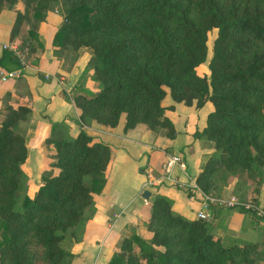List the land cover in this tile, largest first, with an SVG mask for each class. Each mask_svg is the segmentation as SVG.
I'll return each mask as SVG.
<instances>
[{
    "label": "trees",
    "instance_id": "1",
    "mask_svg": "<svg viewBox=\"0 0 264 264\" xmlns=\"http://www.w3.org/2000/svg\"><path fill=\"white\" fill-rule=\"evenodd\" d=\"M20 1L25 10L17 13L13 42L39 40L27 27L62 8L57 52L91 50L87 68L99 89L81 81L72 95L82 125L116 128L125 115V132L144 123L174 139L166 96L197 108L211 102L214 110L194 136L215 142L220 153L206 162L196 187H185L189 195L204 201L221 190L215 183L221 168L240 175L264 168V0H0V14ZM205 64L209 72L201 74ZM31 112L28 104H9L0 127V264H72L78 228L96 214L95 197L108 183L114 153L84 130L76 137L51 135L45 143L58 172H45L30 197L21 128ZM209 207L214 212L216 204ZM146 226L151 236H125L109 264H256L259 256L255 245H224L212 220L188 219L163 194L152 198Z\"/></svg>",
    "mask_w": 264,
    "mask_h": 264
},
{
    "label": "crops",
    "instance_id": "2",
    "mask_svg": "<svg viewBox=\"0 0 264 264\" xmlns=\"http://www.w3.org/2000/svg\"><path fill=\"white\" fill-rule=\"evenodd\" d=\"M24 10L25 4L20 1L0 14V127L6 117L7 105L28 104L32 107L29 125L21 128L28 148L27 159L22 165L26 194L36 195L45 172H58L51 166L52 148L45 143L51 135L76 137L84 130L108 143L114 153L108 183L102 194L95 197L96 214L85 219L78 228L81 239L72 244L75 254L72 264H109L125 236L135 232L150 237L146 222L156 194L169 197L179 214L188 219L197 218V213L204 209L203 202L200 197L190 196L185 187L195 186L206 162L220 153L215 142L194 136L197 128L206 126L208 114L214 110L213 104L207 102L197 108L195 104L175 103L167 95L163 105L165 115L178 131L174 139L167 138L165 131L155 132L144 123L125 132V115L116 128H106L95 121L82 125L72 95L81 81V86L91 91L99 89L98 82L92 77L93 70L87 68L91 50L57 52L59 48L54 45V39L65 19L64 10L56 8L48 12L44 21L27 27L36 31L39 40L27 37L25 47L29 51L22 67L14 54H10L12 51L3 45L13 42L11 31L17 13ZM13 70H21V75L2 81L1 72ZM56 124L64 126L54 128ZM172 154L180 155L186 168L174 166L170 178L146 189L151 195L145 197L143 187L148 173L161 175L164 163ZM215 183H222L223 187L212 197L227 200L235 195L240 200L264 207V168L247 175L232 174L221 168L215 175ZM212 214V233L220 237L224 245H255L259 252L256 264H264V226L252 211L241 206L217 204Z\"/></svg>",
    "mask_w": 264,
    "mask_h": 264
},
{
    "label": "built area",
    "instance_id": "3",
    "mask_svg": "<svg viewBox=\"0 0 264 264\" xmlns=\"http://www.w3.org/2000/svg\"><path fill=\"white\" fill-rule=\"evenodd\" d=\"M57 12H60L58 9L56 10ZM64 15V19L66 20V15ZM3 47L5 49H8L12 51L14 56L18 59L20 64L25 66L27 62V54H28V48L25 46L20 45L18 42H12V43H7L4 44ZM21 75V70H13V71H8V72H1V78L2 81H7L11 78H15ZM49 75H46V78H48ZM178 165L181 169H185L187 164L186 162L182 159L180 155L177 154H172L169 155L166 162L164 163V172L161 175H153L151 173H148L147 180L144 183L143 191L146 189H150L151 187L160 185L163 183L166 179L170 178L169 176L171 175V169ZM195 186L192 187H196ZM205 200L202 201L204 205V209L199 211L197 213V218L203 219V220H212L213 219V214L212 211L210 210L209 203H214V204H224L227 207H236V206H245L253 209L255 211L256 217L259 219V222L264 226V207L256 205L251 202L247 201H242L240 200L237 196L233 195L227 200H221L219 197H212L205 195Z\"/></svg>",
    "mask_w": 264,
    "mask_h": 264
},
{
    "label": "rangeland",
    "instance_id": "4",
    "mask_svg": "<svg viewBox=\"0 0 264 264\" xmlns=\"http://www.w3.org/2000/svg\"><path fill=\"white\" fill-rule=\"evenodd\" d=\"M216 35H217V30L216 29L212 30L210 32V34H209V45H210V50L211 51H212V43H213V40L216 37ZM207 69H208V66L205 64L204 66H202V68L199 69V72L200 73L206 72V71H208ZM247 202H250V201H247Z\"/></svg>",
    "mask_w": 264,
    "mask_h": 264
},
{
    "label": "water",
    "instance_id": "5",
    "mask_svg": "<svg viewBox=\"0 0 264 264\" xmlns=\"http://www.w3.org/2000/svg\"><path fill=\"white\" fill-rule=\"evenodd\" d=\"M151 195L150 191L149 190H146L145 193H144V196L145 197H149Z\"/></svg>",
    "mask_w": 264,
    "mask_h": 264
}]
</instances>
